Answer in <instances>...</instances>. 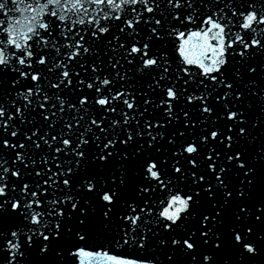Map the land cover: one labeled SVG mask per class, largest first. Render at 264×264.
Listing matches in <instances>:
<instances>
[{"label": "snow or ice", "instance_id": "6c2138e0", "mask_svg": "<svg viewBox=\"0 0 264 264\" xmlns=\"http://www.w3.org/2000/svg\"><path fill=\"white\" fill-rule=\"evenodd\" d=\"M0 264H264V0H0Z\"/></svg>", "mask_w": 264, "mask_h": 264}]
</instances>
